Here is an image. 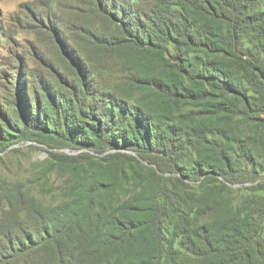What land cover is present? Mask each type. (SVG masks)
I'll return each mask as SVG.
<instances>
[{
    "label": "trees",
    "instance_id": "16d2710c",
    "mask_svg": "<svg viewBox=\"0 0 264 264\" xmlns=\"http://www.w3.org/2000/svg\"><path fill=\"white\" fill-rule=\"evenodd\" d=\"M95 1L117 31L98 46L131 48L125 84L146 95L144 110L108 98L84 143L142 161L80 157L99 165L87 168L97 177L56 209L18 201L24 224L44 220L35 241L25 232L10 252L27 263L46 249L49 264H264V185L232 188L264 173V0H152L141 13L125 0ZM127 178L134 194L95 210Z\"/></svg>",
    "mask_w": 264,
    "mask_h": 264
},
{
    "label": "rangeland",
    "instance_id": "374dc122",
    "mask_svg": "<svg viewBox=\"0 0 264 264\" xmlns=\"http://www.w3.org/2000/svg\"><path fill=\"white\" fill-rule=\"evenodd\" d=\"M125 1L139 13L153 4ZM96 10L95 0H0V264H49L44 261L50 257L46 249L38 263L10 252L25 232L35 241L44 220L32 215V222L24 224L27 215L18 201L29 207L27 196L41 209H56L75 200L99 174L87 171L99 165L82 156L98 162L120 152L141 160L130 150L84 143L83 130L108 114V98L123 102L126 109L134 105L144 110L141 99L146 95L125 84L131 48L114 40L98 46L100 38H113L117 31L109 17ZM145 102L147 108L150 103ZM121 125H115L113 134ZM241 178L247 181L233 189L252 191L264 185V173ZM132 190L136 185L127 178L125 186L100 193L95 210L115 208L134 194Z\"/></svg>",
    "mask_w": 264,
    "mask_h": 264
}]
</instances>
